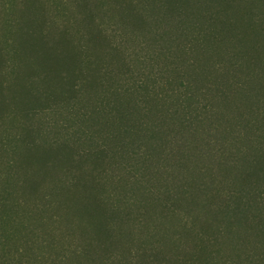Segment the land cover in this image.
<instances>
[{
    "label": "trees",
    "instance_id": "1",
    "mask_svg": "<svg viewBox=\"0 0 264 264\" xmlns=\"http://www.w3.org/2000/svg\"><path fill=\"white\" fill-rule=\"evenodd\" d=\"M42 1L0 0V264H264V0Z\"/></svg>",
    "mask_w": 264,
    "mask_h": 264
},
{
    "label": "rangeland",
    "instance_id": "2",
    "mask_svg": "<svg viewBox=\"0 0 264 264\" xmlns=\"http://www.w3.org/2000/svg\"><path fill=\"white\" fill-rule=\"evenodd\" d=\"M4 1L7 3V5H11V4L15 3L16 0H4ZM42 3H43L44 6H47L49 10L50 9L52 10V8H51L52 7L51 6L52 5V0H43ZM5 231H6V229H5Z\"/></svg>",
    "mask_w": 264,
    "mask_h": 264
}]
</instances>
